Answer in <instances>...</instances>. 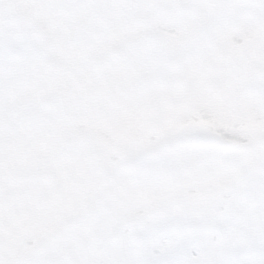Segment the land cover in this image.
<instances>
[{
	"label": "snow or ice",
	"instance_id": "6c2138e0",
	"mask_svg": "<svg viewBox=\"0 0 264 264\" xmlns=\"http://www.w3.org/2000/svg\"><path fill=\"white\" fill-rule=\"evenodd\" d=\"M0 264H264V0H0Z\"/></svg>",
	"mask_w": 264,
	"mask_h": 264
}]
</instances>
